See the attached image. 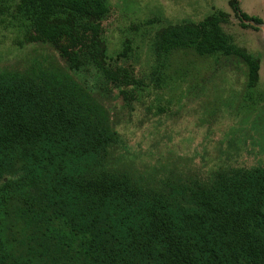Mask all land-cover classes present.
Wrapping results in <instances>:
<instances>
[{
	"label": "trees",
	"instance_id": "16d2710c",
	"mask_svg": "<svg viewBox=\"0 0 264 264\" xmlns=\"http://www.w3.org/2000/svg\"><path fill=\"white\" fill-rule=\"evenodd\" d=\"M0 2L20 47L47 46L61 61L0 69V264H264V167L158 187L107 167L120 135L104 94L74 75L93 70L125 98L140 86L110 62L109 0ZM229 6L242 28L258 30L259 18ZM228 22L217 11L156 31L158 79L164 60L190 52L238 59L255 89L259 59L233 43ZM128 51L125 42L118 57Z\"/></svg>",
	"mask_w": 264,
	"mask_h": 264
},
{
	"label": "rangeland",
	"instance_id": "374dc122",
	"mask_svg": "<svg viewBox=\"0 0 264 264\" xmlns=\"http://www.w3.org/2000/svg\"><path fill=\"white\" fill-rule=\"evenodd\" d=\"M229 1L109 0L103 27L110 62L132 69L140 86L129 88L132 95L125 98L111 84H101L93 70L74 75L104 94L120 135L121 143L110 152L109 169L158 187L178 179L209 185L220 171L264 167V0H236L242 12L262 21L256 31L239 25ZM217 11L229 15L222 27L233 43L259 59L256 88L244 87L246 67L238 59L204 61L190 52L164 60L167 67L158 79L152 42L156 31L167 24L198 22ZM4 14L0 69L49 59L61 63L47 46L20 47ZM125 42L129 51L119 58Z\"/></svg>",
	"mask_w": 264,
	"mask_h": 264
}]
</instances>
